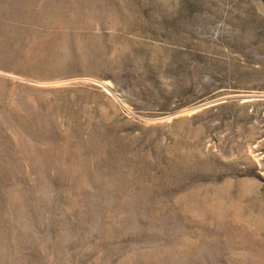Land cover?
I'll return each mask as SVG.
<instances>
[{
	"label": "rangeland",
	"instance_id": "obj_1",
	"mask_svg": "<svg viewBox=\"0 0 264 264\" xmlns=\"http://www.w3.org/2000/svg\"><path fill=\"white\" fill-rule=\"evenodd\" d=\"M260 212L264 0H0V264H264Z\"/></svg>",
	"mask_w": 264,
	"mask_h": 264
},
{
	"label": "bare ground",
	"instance_id": "obj_2",
	"mask_svg": "<svg viewBox=\"0 0 264 264\" xmlns=\"http://www.w3.org/2000/svg\"><path fill=\"white\" fill-rule=\"evenodd\" d=\"M55 4V3H54ZM54 27V26H53ZM61 61V60H60ZM257 220V222L259 223V225H263L262 223H264V214L263 212L258 213V215L255 218Z\"/></svg>",
	"mask_w": 264,
	"mask_h": 264
}]
</instances>
